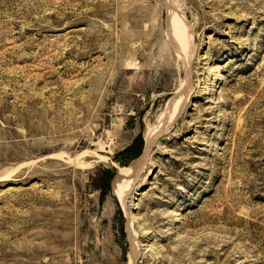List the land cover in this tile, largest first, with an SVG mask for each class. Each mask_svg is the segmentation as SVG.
<instances>
[{
    "label": "rangeland",
    "instance_id": "rangeland-1",
    "mask_svg": "<svg viewBox=\"0 0 264 264\" xmlns=\"http://www.w3.org/2000/svg\"><path fill=\"white\" fill-rule=\"evenodd\" d=\"M0 264H264V0H0Z\"/></svg>",
    "mask_w": 264,
    "mask_h": 264
},
{
    "label": "bare ground",
    "instance_id": "bare-ground-1",
    "mask_svg": "<svg viewBox=\"0 0 264 264\" xmlns=\"http://www.w3.org/2000/svg\"><path fill=\"white\" fill-rule=\"evenodd\" d=\"M173 20V19H172ZM171 24V27H172V32H173V36L175 37L174 39H175V44L177 45L176 47L178 48V49H180V50H178L179 52H183V45H184V41H185V38H184V32H182V30H180V28L178 27V25L176 24V22H174V20H173V22L172 23H170ZM173 42V41H172ZM186 48V47H185ZM186 50V49H185ZM185 52V51H184ZM183 52V53H184ZM186 54V53H185ZM184 54V56L186 57V55ZM188 57V56H187ZM176 112V111H175ZM174 112V113H175ZM169 117V116H168ZM167 120H168V118H167ZM169 122V120L168 121H166L165 123H164V126H165V128L167 127V125L169 124L168 123ZM163 126H161V128H162ZM164 128V127H163ZM164 130V129H163ZM162 130V131H163ZM149 131V130H148ZM161 131V132H162ZM156 133L158 134V131L156 130V131H150V132H148V133H146L147 134V136H146V140H147V142L149 143V145H150V141H152V139L154 138V136L156 135ZM160 134V133H159ZM145 138V137H144ZM155 139V138H154ZM146 140H145V142H146ZM147 143V144H148ZM143 156V155H142ZM141 159V157L139 158V160ZM143 159V158H142ZM141 159V162L143 161ZM139 160L137 161V162H139ZM144 160H145V158H144ZM144 162V161H143ZM143 162L142 163H140V165H138V163H136V164H134V165H137L136 166V168L134 169V165L132 166V168H129L128 170H127V168H126V170L127 171H124L123 169H122V171H124L123 173V175H122V177L118 180V181H116V182H114V185H113V190L115 191V194L117 195V198L118 199H120L121 200V202L123 201V199L125 198V195H127L126 193H127V191L130 189V186H131V184H132V182H133V179L137 176L136 174H137V172H138V169L141 167V168H143V166H142V164H143ZM135 163V162H134ZM142 170V169H141ZM140 170V171H141ZM139 173V172H138ZM134 175V177L132 178V176ZM131 176V177H130ZM135 181V180H134ZM125 200V199H124ZM135 240V239H134ZM133 240V241H134ZM132 244V243H131ZM136 244V243H135ZM133 245V244H132ZM137 246V245H136ZM134 246H132V248H133ZM136 249V248H135ZM134 250V249H133ZM132 252H134V251H132ZM132 252H130V253H132ZM135 253V252H134ZM133 253V254H134ZM134 257V256H133Z\"/></svg>",
    "mask_w": 264,
    "mask_h": 264
}]
</instances>
